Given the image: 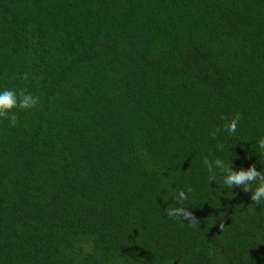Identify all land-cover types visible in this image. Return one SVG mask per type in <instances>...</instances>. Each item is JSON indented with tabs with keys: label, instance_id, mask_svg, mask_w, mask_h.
<instances>
[{
	"label": "trees",
	"instance_id": "16d2710c",
	"mask_svg": "<svg viewBox=\"0 0 264 264\" xmlns=\"http://www.w3.org/2000/svg\"><path fill=\"white\" fill-rule=\"evenodd\" d=\"M6 88L0 264H264V0H0Z\"/></svg>",
	"mask_w": 264,
	"mask_h": 264
},
{
	"label": "clouds",
	"instance_id": "9594fccd",
	"mask_svg": "<svg viewBox=\"0 0 264 264\" xmlns=\"http://www.w3.org/2000/svg\"><path fill=\"white\" fill-rule=\"evenodd\" d=\"M23 79H27V74H24ZM39 106V97L32 95L26 89H4L0 91V118H7L10 123L15 126L17 123V115L13 111L14 109H33ZM240 120V114L236 113L234 117L230 118L226 125V130L235 133L237 125ZM215 132L212 133L215 136ZM222 149V146H220ZM258 147L264 150V139L258 141ZM213 162L215 168L213 167ZM204 163L209 171V180L215 181V172L217 169L224 173L223 183L229 189L233 186L240 187L245 192H251V201L253 205L260 204L264 200V171H257L254 165H249L247 169L239 168L233 170L228 162H225L219 158L214 161H209L205 158ZM192 189L188 188V192ZM176 204L179 205L174 208H169L167 215L169 217H177L181 220L188 221L192 226H196L199 221L194 214L183 206V202L187 200V194L185 191L180 190L178 194L172 196ZM219 228H223V224L219 225Z\"/></svg>",
	"mask_w": 264,
	"mask_h": 264
}]
</instances>
